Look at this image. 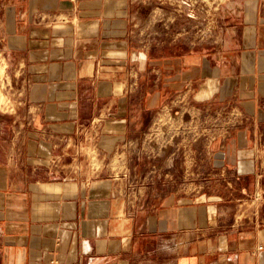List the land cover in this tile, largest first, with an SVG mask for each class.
Segmentation results:
<instances>
[{"label": "crops", "instance_id": "0c3cea01", "mask_svg": "<svg viewBox=\"0 0 264 264\" xmlns=\"http://www.w3.org/2000/svg\"><path fill=\"white\" fill-rule=\"evenodd\" d=\"M129 11L0 0V264H264V0H228L212 50L135 45ZM168 109L204 122L163 174L139 151Z\"/></svg>", "mask_w": 264, "mask_h": 264}, {"label": "rangeland", "instance_id": "374dc122", "mask_svg": "<svg viewBox=\"0 0 264 264\" xmlns=\"http://www.w3.org/2000/svg\"><path fill=\"white\" fill-rule=\"evenodd\" d=\"M228 0H129V31L133 43L148 48L194 47L212 50L219 48L228 37L229 20L222 16L221 7ZM0 77L2 69H0ZM264 112V110H263ZM228 112L221 113L219 119L205 111V145L215 134L214 127L219 123L229 124ZM197 112H175L169 109L155 120L150 133L145 136L142 156H155L163 163V174L173 168L168 161L176 159L175 152L181 133L188 131L197 140L202 137V120ZM197 117V118H196ZM199 117V118H198ZM257 125L252 152L257 158L259 169L264 172V113ZM248 126L253 123L249 120ZM245 122V121H243ZM185 136V135H184ZM168 164V165H167ZM205 153V177L209 175Z\"/></svg>", "mask_w": 264, "mask_h": 264}, {"label": "built area", "instance_id": "2783aa9c", "mask_svg": "<svg viewBox=\"0 0 264 264\" xmlns=\"http://www.w3.org/2000/svg\"><path fill=\"white\" fill-rule=\"evenodd\" d=\"M256 199H258L259 197L258 196H255Z\"/></svg>", "mask_w": 264, "mask_h": 264}]
</instances>
